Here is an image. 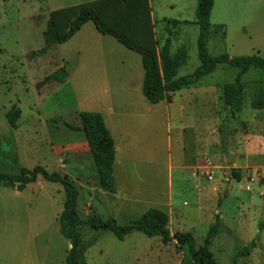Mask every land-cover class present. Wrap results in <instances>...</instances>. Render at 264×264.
<instances>
[{"label": "crops", "instance_id": "obj_1", "mask_svg": "<svg viewBox=\"0 0 264 264\" xmlns=\"http://www.w3.org/2000/svg\"><path fill=\"white\" fill-rule=\"evenodd\" d=\"M71 1L51 12L89 4H95L96 11H100L108 4V0ZM244 2L240 3L241 14L250 17L255 14L254 20L262 18L264 0ZM147 3L155 39L156 16L163 25L173 21L168 20L161 0H147ZM168 7L173 9L175 4L170 2ZM89 23L65 43L80 38L81 47L75 53H87L84 64L80 61L69 71L66 84L71 83L74 90H80L85 100L83 108L76 114H100L112 137L115 192L108 193L99 188L82 131L71 128L59 131L62 128H57L61 141L51 145L48 157L53 166L51 172L67 177L76 186L79 193L76 211L80 220L86 221L96 215L103 220L112 218L119 226H125L153 208L168 215L167 229L171 237L175 233L190 234L195 248H199L218 217V232L210 238L208 245L214 260L219 264H264V120L255 122L252 119L259 134L246 139L242 137L243 147L230 150L229 125L224 127L225 135L216 134L220 123L208 100V95L212 98L214 93L211 87L197 84L169 95V103L166 100L158 104L148 103L142 94L140 56L125 47L129 54H120L116 45L120 44L110 36L99 34L92 23L89 28ZM85 27L86 37H79ZM90 40H94L95 45L90 44ZM89 54H96V60ZM64 63L69 65L67 61ZM230 155L235 159L234 164L229 165ZM14 168L29 169L20 162ZM208 169L213 173L211 178L201 174ZM230 170L237 171L238 176L231 179ZM40 178L38 176L22 191L16 186L0 184V212L10 207L7 201L21 198ZM252 183L259 191L261 204L252 198ZM52 187L48 199L50 206L43 205L34 210L26 202L25 217L10 223L19 229L26 228L29 244L34 246L39 233L33 235L32 230L46 229L52 223H58L63 209V189L58 183H53ZM32 195L39 203L41 199L33 191ZM5 223L0 222L2 243L8 239ZM79 230L85 255L90 246L98 247L101 243L98 253L104 257L107 251L102 242L105 240L110 244L119 243L116 245L123 249L122 259L125 258L128 264H193L187 250L181 249L174 240L165 245L159 237L148 238L133 232L120 241L109 231L91 234L85 225ZM67 242L70 248L71 244ZM246 248H249L248 252H244ZM37 258L36 254L31 257L32 264L37 263ZM1 259L4 260L3 255ZM22 260H26V256L23 255Z\"/></svg>", "mask_w": 264, "mask_h": 264}, {"label": "rangeland", "instance_id": "obj_2", "mask_svg": "<svg viewBox=\"0 0 264 264\" xmlns=\"http://www.w3.org/2000/svg\"><path fill=\"white\" fill-rule=\"evenodd\" d=\"M62 1L49 0L47 3L46 0H0V170L5 173H18L19 168L14 167L19 162L29 169L40 166L52 173L53 166L48 157L51 145L61 141L60 133L56 132L57 128H62L59 130L62 131L69 129L68 126L80 125L76 112L83 108L85 100L81 97L80 90H74L71 83L66 84L69 71L80 61V64H84L87 58L85 52L75 53L76 49L81 47L80 38L69 44L53 45L45 55L31 56L32 52L44 47L43 32L51 10L72 3L71 0ZM197 1L161 0V7L166 8L164 13L168 20L173 22L163 25L158 16L155 19L154 40L157 41L155 49L158 65L163 48L167 50L166 55L181 56L180 51L184 52L185 63L179 69L178 76L191 74L199 65L196 48L198 27L194 24ZM241 1L248 0H214L209 18L212 29L207 44L211 56L222 53L230 57L258 54L264 58V15L254 20L255 14L252 17L241 14ZM170 2L175 4L173 9L168 7ZM87 26L92 28L91 23ZM86 28L81 31L79 37H86ZM106 40L116 44L109 37H106ZM89 43L95 45L94 40ZM116 45L119 46L120 54H129L124 47ZM89 55L96 60V54ZM66 61L69 63L67 66L64 63ZM236 75L237 71L220 66L211 75L199 81V84L209 86L214 91L212 98L208 95V100L219 118L220 125L216 134L220 137L225 135L224 127L229 125L230 150L243 147L242 137L246 139L258 135L259 130L255 122L264 120V109L260 111L250 107L264 87V73L257 71H251L242 77L244 111H241L234 121L230 118L220 94L223 87L234 84ZM47 78L45 84L36 89V85ZM11 110L20 111L15 128L6 120V113ZM252 119L256 121L253 122ZM234 159L235 157L230 155L229 165L234 164ZM205 172L207 170L201 173L202 176L208 177L211 171L209 169L207 174ZM234 176H238L237 171L230 170L229 177L234 179ZM52 184L40 178L21 198L6 202L10 207L0 212V222L7 223L5 232L8 239L0 242V260L2 255L4 257L0 264H32L30 259L34 254L38 257L36 264H65L64 257L70 248L67 240L59 234L57 222L46 229L32 230L33 235L39 233L35 246L29 244L26 228L19 229L10 224L25 217L23 213L26 212V202L34 210L43 205L50 206L48 199L52 194ZM251 187L253 200L261 204L262 198L255 189V183H252ZM32 191L41 199L39 203ZM232 203L230 202L231 205ZM89 233L96 232L89 230ZM0 234L3 235V227L0 228ZM113 240L117 242L116 239ZM102 243L107 251L102 258L98 253L101 243L98 247L90 246L91 249L86 255L84 249L86 264H128L125 258L122 259L123 249L116 245L119 243L110 244L105 240ZM23 255L26 260H22Z\"/></svg>", "mask_w": 264, "mask_h": 264}, {"label": "trees", "instance_id": "obj_3", "mask_svg": "<svg viewBox=\"0 0 264 264\" xmlns=\"http://www.w3.org/2000/svg\"><path fill=\"white\" fill-rule=\"evenodd\" d=\"M106 2L108 4L100 11H96L95 4H89L51 12L43 32L44 47L37 52H32L31 56L45 55L51 46L68 42L84 24L91 22L99 34L112 37L117 43L140 56L143 69L142 94L150 104H158L163 100L171 102L169 95L196 86L201 79L211 75L220 66L237 71L234 84L223 87L220 94L222 104L230 118L232 120L237 118L243 108L241 79L251 71L264 73V58L258 54L230 57L226 53L216 56L208 53L207 44L212 29L209 18L214 0L197 1L194 24L198 27L196 48L199 65L191 74L184 76L177 75L185 63L182 50L181 56L166 55L167 50L163 48L160 52L162 54L160 65H158L155 49L157 41L154 40L152 32L153 25L150 22L147 0H108ZM47 80L48 78L38 83L36 89H40ZM250 107L253 110L264 109V87L251 102ZM19 114V110L6 113V120L12 128H15ZM79 121L80 128L68 127L84 133L95 167L98 186L104 192L114 193L115 182L112 172L114 144L102 116L98 113L81 112ZM38 176L50 183L60 184L63 189V209L58 218L59 233L71 244L65 257V264H86L79 230L82 225L93 231H109L120 241L133 232L142 233L148 238L159 237L165 245L174 240L181 249L187 250L193 264H219L208 249L210 238L219 229L218 217L210 227L203 246L195 248L194 239L190 234L175 233L171 237L167 229L168 215L153 208L146 210L140 218L125 226H119L112 218L103 220L96 215L86 221L80 220L76 211L79 197L76 186L67 177L56 172L49 173L40 166L31 170L22 168L13 175L0 172V184L16 186L18 191H22L28 184L35 182ZM248 251L249 248L244 250V252Z\"/></svg>", "mask_w": 264, "mask_h": 264}, {"label": "built area", "instance_id": "obj_4", "mask_svg": "<svg viewBox=\"0 0 264 264\" xmlns=\"http://www.w3.org/2000/svg\"><path fill=\"white\" fill-rule=\"evenodd\" d=\"M209 170V169H208ZM210 171H211V169H210ZM206 174L208 173V171L207 172H205ZM209 176H208V178H211V176L213 175V173H212V171L208 174Z\"/></svg>", "mask_w": 264, "mask_h": 264}, {"label": "water", "instance_id": "obj_5", "mask_svg": "<svg viewBox=\"0 0 264 264\" xmlns=\"http://www.w3.org/2000/svg\"><path fill=\"white\" fill-rule=\"evenodd\" d=\"M70 248H71V245H70Z\"/></svg>", "mask_w": 264, "mask_h": 264}]
</instances>
